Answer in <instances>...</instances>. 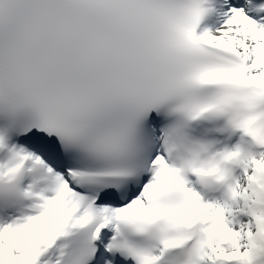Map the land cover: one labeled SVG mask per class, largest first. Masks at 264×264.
<instances>
[{"label":"snow or ice","instance_id":"obj_1","mask_svg":"<svg viewBox=\"0 0 264 264\" xmlns=\"http://www.w3.org/2000/svg\"><path fill=\"white\" fill-rule=\"evenodd\" d=\"M0 264H264V0H0Z\"/></svg>","mask_w":264,"mask_h":264}]
</instances>
